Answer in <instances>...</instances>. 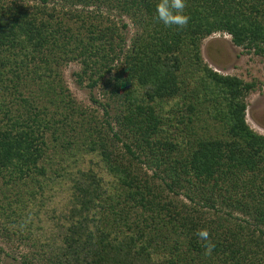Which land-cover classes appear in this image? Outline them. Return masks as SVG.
Here are the masks:
<instances>
[{"label": "trees", "instance_id": "obj_1", "mask_svg": "<svg viewBox=\"0 0 264 264\" xmlns=\"http://www.w3.org/2000/svg\"><path fill=\"white\" fill-rule=\"evenodd\" d=\"M158 3L0 0V238L23 264H264L263 83L202 54L222 33L264 57V0H186L182 29Z\"/></svg>", "mask_w": 264, "mask_h": 264}, {"label": "rangeland", "instance_id": "obj_2", "mask_svg": "<svg viewBox=\"0 0 264 264\" xmlns=\"http://www.w3.org/2000/svg\"><path fill=\"white\" fill-rule=\"evenodd\" d=\"M126 22L129 23V28L125 31L129 36H133L136 29L129 20H126ZM202 54L206 63L223 74L236 75L246 81L257 79L263 83L262 88L251 94L247 100V121L252 129L264 135V57L246 54L242 48L236 47L231 42V37L228 34L222 33L215 34L203 42ZM80 70V64L70 63L64 67L62 75L73 98L80 105L93 111L97 109V104L93 103L91 96L101 99L100 87L91 91L88 88L79 86L75 73ZM97 114L101 117L103 112L100 111ZM118 129V126L115 124V131H118ZM121 148H123L122 145ZM148 173L150 176L152 175L151 171ZM4 182L0 178V189L2 190L5 189L3 186H6ZM0 247L4 249L0 264H23V255L28 254L31 257V249L22 246L16 239L14 241H5L0 238Z\"/></svg>", "mask_w": 264, "mask_h": 264}, {"label": "clouds", "instance_id": "obj_3", "mask_svg": "<svg viewBox=\"0 0 264 264\" xmlns=\"http://www.w3.org/2000/svg\"><path fill=\"white\" fill-rule=\"evenodd\" d=\"M187 7L186 0H159L156 5L157 18L163 22L166 27L173 25L178 28H184L188 25L191 17L185 14ZM196 235L205 241V253L211 254L214 244L210 241V233L207 229H199Z\"/></svg>", "mask_w": 264, "mask_h": 264}]
</instances>
